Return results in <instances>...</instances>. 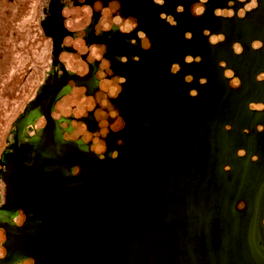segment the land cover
I'll list each match as a JSON object with an SVG mask.
<instances>
[{"label": "flooded vegetation", "instance_id": "1", "mask_svg": "<svg viewBox=\"0 0 264 264\" xmlns=\"http://www.w3.org/2000/svg\"><path fill=\"white\" fill-rule=\"evenodd\" d=\"M25 3L32 7L37 36L49 46L48 67L11 139L0 217L23 215L17 225L26 220L16 197L25 190L24 180L8 175L19 158L32 170L47 149L66 165L69 159L61 155L71 145L70 161L78 154L114 159L134 133L155 130L154 117L163 111L170 128L179 119L191 126L202 116L207 128L234 133L227 146L236 150L240 171L237 225L252 236L246 243L264 248V0ZM65 170L69 179L83 167ZM258 256L264 264V249Z\"/></svg>", "mask_w": 264, "mask_h": 264}, {"label": "water", "instance_id": "2", "mask_svg": "<svg viewBox=\"0 0 264 264\" xmlns=\"http://www.w3.org/2000/svg\"><path fill=\"white\" fill-rule=\"evenodd\" d=\"M167 115L153 116L155 130L134 133L114 159L78 154L70 161V145L61 155L66 165L47 149L32 170L25 158L10 165L8 175L24 180L16 197L27 212L22 225L16 222L23 215H1L6 254L0 264H260L263 246L246 243L252 236L237 225L240 171L236 150L227 146L234 133L207 128L202 116L170 128ZM16 125L3 153L0 204ZM77 165L81 175L64 179L66 167Z\"/></svg>", "mask_w": 264, "mask_h": 264}, {"label": "rangeland", "instance_id": "3", "mask_svg": "<svg viewBox=\"0 0 264 264\" xmlns=\"http://www.w3.org/2000/svg\"><path fill=\"white\" fill-rule=\"evenodd\" d=\"M26 0H0V168L7 139L36 98L47 70L48 44L37 36ZM6 234L0 228V258Z\"/></svg>", "mask_w": 264, "mask_h": 264}]
</instances>
